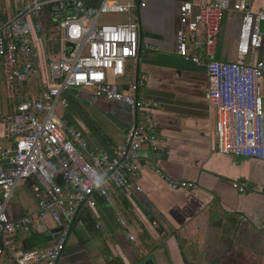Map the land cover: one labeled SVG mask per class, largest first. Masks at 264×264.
<instances>
[{
  "label": "built area",
  "instance_id": "obj_1",
  "mask_svg": "<svg viewBox=\"0 0 264 264\" xmlns=\"http://www.w3.org/2000/svg\"><path fill=\"white\" fill-rule=\"evenodd\" d=\"M138 1L25 0L17 16L0 19V65L11 106L9 114L0 115L4 130L0 135V258L6 264H58L69 228L84 225L78 219L81 210H92L99 202L112 205L115 190L125 198L135 190L142 192L133 181L143 165L152 166L174 191L197 188L195 183L170 179L154 163L143 161L141 150L146 144L155 153L163 151L146 117L108 153L91 148L84 132L57 112L68 106L64 94L73 89L125 104L133 111L158 109L139 97L144 77L127 90L110 81L123 77L127 63L139 56V24L134 19ZM230 10L242 16L233 63L214 57L221 21ZM118 16L128 20H114ZM103 18L110 20L102 23ZM180 22L179 56L208 68V100L219 115V152L264 162V62L253 59L263 44L264 10L255 13L245 2L233 5L232 0L189 1L181 5ZM24 184L35 195L37 210L11 220L8 205ZM233 186L241 194L249 191L247 183ZM49 218L60 229L57 245L15 247L18 231L30 232L35 220ZM120 224L129 232L125 219ZM129 238L135 242L134 236Z\"/></svg>",
  "mask_w": 264,
  "mask_h": 264
},
{
  "label": "crops",
  "instance_id": "obj_2",
  "mask_svg": "<svg viewBox=\"0 0 264 264\" xmlns=\"http://www.w3.org/2000/svg\"><path fill=\"white\" fill-rule=\"evenodd\" d=\"M189 1L207 4L212 0H141L144 6L135 10L134 19L141 21L143 48L135 61L127 63L125 75L110 81L127 90L137 80L146 79L139 97L157 104L158 109L139 111L138 121L144 117L151 120L163 151L155 153L146 144L141 157L168 178L195 183L197 188L174 191L152 166L143 165L133 181L142 192L135 190L125 198L115 190L112 205L99 202L96 208L85 209L93 215L95 229L73 224L58 264H108L109 255L124 264H136L141 257L153 258L155 264H264V162L218 150L219 115L208 100V68L177 52L180 8ZM232 2H245L255 13L264 10V0ZM24 5L25 0H0V19L17 16ZM119 17L123 19L118 21L128 20ZM241 24V14L233 10L225 13L215 59L237 60ZM262 31L263 44L253 59L264 62V22ZM39 48L43 54L40 43ZM200 54L205 57L204 52ZM0 74V115L4 116L11 106L5 97L1 65ZM73 90L76 92L65 95L68 106H63L59 115L84 132L91 148L112 153L123 143L128 127L135 126L134 111L89 91ZM100 110L121 121L124 129ZM3 133L1 127L0 135ZM236 182L247 183L249 191L239 193L233 186ZM36 210L37 199L30 186L21 185L7 208L10 219L19 220ZM120 219L127 221L129 232L124 231ZM59 233L50 218L37 219L30 232L16 233L14 245L17 249L52 248ZM0 264H6L5 259L0 258Z\"/></svg>",
  "mask_w": 264,
  "mask_h": 264
},
{
  "label": "water",
  "instance_id": "obj_3",
  "mask_svg": "<svg viewBox=\"0 0 264 264\" xmlns=\"http://www.w3.org/2000/svg\"><path fill=\"white\" fill-rule=\"evenodd\" d=\"M140 2L141 0L138 1V7H137V10L139 12L140 10ZM139 24V41H140V47H139V50L141 51L142 48H143V45H144V32H143V28H142V25H141V21L139 20L138 22ZM139 51V53H140ZM138 77V76H137ZM71 92H76L75 90H68L65 92L64 95L68 94V93H71ZM101 114L106 116L112 123H114L118 128H120L121 130L124 129L123 127V123L121 121H119L117 118H115L114 116L106 113L105 111L103 110H100ZM134 113L136 115V123H135V126H138L139 124V110H138V107H136V109L134 110ZM132 127H128V130H130ZM136 264H155V261L153 258H149V259H146L144 257H141Z\"/></svg>",
  "mask_w": 264,
  "mask_h": 264
},
{
  "label": "trees",
  "instance_id": "obj_4",
  "mask_svg": "<svg viewBox=\"0 0 264 264\" xmlns=\"http://www.w3.org/2000/svg\"><path fill=\"white\" fill-rule=\"evenodd\" d=\"M78 219L83 220L84 225L87 226L89 229H95V220L93 215L90 213V211H86V210H81V212L79 213V217ZM75 226L76 223H75ZM107 261L108 264H124L123 261L121 259H115L113 257H111L110 255L107 257Z\"/></svg>",
  "mask_w": 264,
  "mask_h": 264
},
{
  "label": "rangeland",
  "instance_id": "obj_5",
  "mask_svg": "<svg viewBox=\"0 0 264 264\" xmlns=\"http://www.w3.org/2000/svg\"><path fill=\"white\" fill-rule=\"evenodd\" d=\"M119 19H123V17H114V20H119ZM110 19L109 18H103L102 19V23H105V22H108ZM1 75V74H0ZM62 108H64L63 106H61V107H59L58 108V113L61 115L62 113H63V109ZM73 238V236L71 237V239ZM71 239H70V242H71ZM98 245H100V248H102L103 247V242L102 241H100V244H98ZM87 250H91V247H89V245H87Z\"/></svg>",
  "mask_w": 264,
  "mask_h": 264
}]
</instances>
